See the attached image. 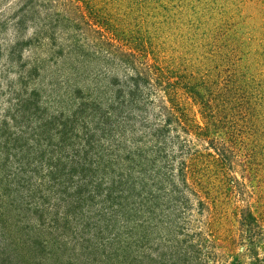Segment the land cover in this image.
I'll use <instances>...</instances> for the list:
<instances>
[{
  "label": "rangeland",
  "instance_id": "rangeland-1",
  "mask_svg": "<svg viewBox=\"0 0 264 264\" xmlns=\"http://www.w3.org/2000/svg\"><path fill=\"white\" fill-rule=\"evenodd\" d=\"M77 1L0 0V264H264L261 92L220 157V133L209 145L166 121ZM105 1L100 15L169 71L197 68L191 40L216 46L219 22L264 28V0H139L128 14ZM253 61L232 53L221 69L264 86Z\"/></svg>",
  "mask_w": 264,
  "mask_h": 264
},
{
  "label": "trees",
  "instance_id": "trees-1",
  "mask_svg": "<svg viewBox=\"0 0 264 264\" xmlns=\"http://www.w3.org/2000/svg\"><path fill=\"white\" fill-rule=\"evenodd\" d=\"M94 1L97 0H90V16H92L91 24H89L90 28L94 33L105 35L104 44L107 43L116 51L118 49L117 52L123 58L124 67L130 71L134 80L143 89L158 94L159 109L166 116V121L173 122L176 125L175 127L186 134L196 131L197 136L206 138L209 145H214L213 143L217 141L212 136L220 133L217 135L223 139V143H219L221 150L216 146L214 149L220 157L226 155V141L239 136L236 130L233 131V124L229 120L232 119V116L234 118L239 117L243 114V111L245 113V110L249 111L251 109L253 106L252 89L254 94H257L258 91L261 92V95L255 98L254 101L257 104L264 102V86L262 81L259 82L253 77L238 78L235 70L225 72V69L222 70L221 68L224 66L223 63H227V65L230 63L232 53H243L252 54L253 60H255L253 61L254 67L257 66L259 70H263V62L259 63L258 59L260 57L264 59V39H262L264 28H261L262 36L258 40L253 37L254 30L252 28L250 30L234 31L230 26L221 28L222 24L219 22L217 26L219 31L215 34L216 46L211 43L210 38L212 37L210 36L212 35L210 34H205L199 42L191 40L190 46L194 48L193 54H197L200 63L197 68L195 66L190 67L189 62V72L180 71L177 67L169 71L158 60L149 63L146 57L147 49L145 45L136 38L126 40L122 32L120 35L119 31L111 25V19H105L100 15L98 6L95 5ZM84 2L86 1L78 0L73 5L81 18L86 17L82 9V3ZM105 2L108 10L110 7L109 11L118 7L123 8L126 14L129 12L144 13L146 11L145 3L139 0H107ZM202 38L205 39L203 42H201ZM120 41L125 44H121ZM136 42L137 44L132 47L131 44ZM248 42L252 47L256 45L257 48H260L259 52L255 53V50H251V48L250 52L244 50L246 48L245 44ZM216 59L219 61V67L212 66ZM216 69H218L217 76L213 74ZM170 73H173V80ZM225 90L229 95H232L227 97ZM189 104L199 109L202 119H207L208 124L201 127L190 119ZM207 156L211 157L212 155L208 154ZM195 157L198 158L199 156L195 155ZM250 218L254 219L251 216Z\"/></svg>",
  "mask_w": 264,
  "mask_h": 264
}]
</instances>
